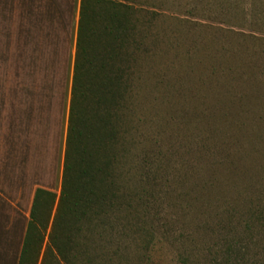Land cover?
Here are the masks:
<instances>
[{"label":"rangeland","instance_id":"obj_1","mask_svg":"<svg viewBox=\"0 0 264 264\" xmlns=\"http://www.w3.org/2000/svg\"><path fill=\"white\" fill-rule=\"evenodd\" d=\"M117 1L122 205L92 264H264V0ZM108 25L96 21L92 53Z\"/></svg>","mask_w":264,"mask_h":264},{"label":"crops","instance_id":"obj_2","mask_svg":"<svg viewBox=\"0 0 264 264\" xmlns=\"http://www.w3.org/2000/svg\"><path fill=\"white\" fill-rule=\"evenodd\" d=\"M81 0H0V264H19L38 188H61Z\"/></svg>","mask_w":264,"mask_h":264},{"label":"trees","instance_id":"obj_3","mask_svg":"<svg viewBox=\"0 0 264 264\" xmlns=\"http://www.w3.org/2000/svg\"><path fill=\"white\" fill-rule=\"evenodd\" d=\"M104 15L110 21L111 43L101 44L95 54L91 52L95 23ZM128 28L120 1L81 0L61 189L59 194L36 190L19 264H77L81 258L83 264L105 261L104 254L92 255L89 250L106 245L101 230L115 205H122L111 172L118 163L112 151L117 139L114 111Z\"/></svg>","mask_w":264,"mask_h":264}]
</instances>
